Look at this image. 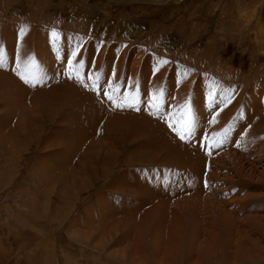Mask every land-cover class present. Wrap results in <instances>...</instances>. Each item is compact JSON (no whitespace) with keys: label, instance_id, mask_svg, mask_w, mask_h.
<instances>
[{"label":"rangeland","instance_id":"1","mask_svg":"<svg viewBox=\"0 0 264 264\" xmlns=\"http://www.w3.org/2000/svg\"><path fill=\"white\" fill-rule=\"evenodd\" d=\"M0 49V264H264V0H0ZM188 99L182 141L164 117Z\"/></svg>","mask_w":264,"mask_h":264},{"label":"snow or ice","instance_id":"2","mask_svg":"<svg viewBox=\"0 0 264 264\" xmlns=\"http://www.w3.org/2000/svg\"><path fill=\"white\" fill-rule=\"evenodd\" d=\"M25 34H26V29L21 28L20 38L23 39ZM51 35L53 36L54 39L59 37V33H57L55 30L52 31ZM78 54H79V46H77V49L72 52V59L68 60L67 62L69 78H74L77 81L81 82L85 88H89L90 90L99 93L100 89H99L98 74H93L92 76L88 77V79L92 81L91 84L83 82L84 74L79 71L80 69L85 68V64L83 62L79 63V65L76 67V72L75 75L73 76L74 61ZM4 61H5V53L3 52V49H0V67H3ZM168 63H169L168 60L161 59L159 61V66L157 67L156 71H159L160 67ZM16 74L20 77L21 80H23L25 84L30 85L32 87H36L37 84L40 83V81L43 79V75H41L40 73L39 65L34 57H29L26 64H22L21 60L18 57L16 60ZM105 95H107V98L110 101H113L116 107L118 108L122 106L135 107L136 103L138 102L137 100L129 102V99L127 97L124 99L123 103L114 101L113 95L111 94V90L109 92H106ZM138 96L139 93L137 92V98ZM164 97H165V93L163 89H160L158 92L154 91L152 93V98L148 102L151 115H156L161 111L164 104ZM230 99L231 97H229V100ZM213 100H214V95L210 93L209 94L210 106ZM136 110L139 111V108L137 107ZM164 118L168 123V127L171 128L176 133L177 136H179L180 140L190 141L191 138L194 136L197 128V120L190 99L186 100L178 108L174 109L173 112L167 113ZM174 120L175 123L173 122ZM212 122L215 123V120L213 119ZM205 140L207 141V137H205ZM223 142H224L223 139L215 140L214 146H219Z\"/></svg>","mask_w":264,"mask_h":264},{"label":"bare ground","instance_id":"3","mask_svg":"<svg viewBox=\"0 0 264 264\" xmlns=\"http://www.w3.org/2000/svg\"><path fill=\"white\" fill-rule=\"evenodd\" d=\"M63 89H64V91H66L68 94H70V93H74L73 95L75 96L76 94L75 93H78V96L79 97H77L79 100H78V103H75L74 101H73V99L70 97L69 99H70V101H71V104H74V106L76 107V108H80V109H82V110H85V113L87 114L86 116L87 117H90L91 119L93 118V119H99V118H102V117H106V114H105V112L104 111H102L101 110V108H99V107H97L98 109V112H92L91 110H90V108H91V106L90 105H92V100H93V96L91 95V93H89L86 89L85 90H83V87L81 88V87H79V88H76V87H74L72 84H68V85H65V86H63ZM83 91H84V93H83ZM64 99H68L67 97H64ZM80 100L81 101H84V102H88L90 105L89 106H85L84 107V109H83V107H81V104H79L80 103ZM69 101V100H68ZM70 101H69V103H70ZM68 103V104H69ZM93 106V108L96 110V106H94V105H92ZM76 115V114H75ZM79 116V115H78ZM86 118V117H85ZM90 118H88V119H90ZM80 120V119H79ZM80 122V121H79ZM92 122V121H91ZM82 123V122H81ZM94 124V123H93ZM82 125V124H81ZM86 125H88V124H86ZM91 125V124H90ZM88 128V127H87ZM90 129V128H89ZM71 131V130H70ZM82 131V130H81ZM73 133H74V130H73ZM89 133V132H88ZM72 134V133H71ZM75 134V133H74ZM73 134V135H74ZM165 141V139H163V138H161V142H164ZM156 142V141H155ZM185 149H183L181 146H177V150L178 151H180L181 152V158L182 157H184L183 159V163L184 164H187L188 166H190V167H193V169H195V171L197 170V168H199V166L197 167V164H196V156H195V153L192 151V150H186V147H184ZM178 151H177V153H178ZM178 158V157H177ZM180 159V158H179Z\"/></svg>","mask_w":264,"mask_h":264}]
</instances>
